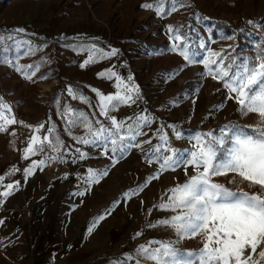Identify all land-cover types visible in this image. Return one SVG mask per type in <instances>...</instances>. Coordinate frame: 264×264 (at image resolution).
I'll return each instance as SVG.
<instances>
[{
    "label": "rangeland",
    "instance_id": "obj_1",
    "mask_svg": "<svg viewBox=\"0 0 264 264\" xmlns=\"http://www.w3.org/2000/svg\"><path fill=\"white\" fill-rule=\"evenodd\" d=\"M148 2L151 0H0V33L14 34L16 39L30 41L38 49L34 54L23 55L27 43L17 50L13 48L12 41H7L5 46L9 50L5 53L2 50L4 46H0V56L18 55L20 65H40L38 70L33 69L36 71L33 79L28 80L14 66L0 63V96L12 105L16 118L25 124L43 122L47 125L51 119L69 148V154L63 161L50 160L43 170L38 169L25 180L23 168L30 164L31 159L44 158L38 154L29 160L22 159V149L31 130L17 124L11 126L8 133H0V175H4L0 186L19 181V187L10 195L12 203L4 208L3 214L9 226L17 225L30 231L36 229L46 221L54 201L51 194L53 187L68 183L67 186L71 187L67 191L69 196L84 200L79 207L71 203L73 215L81 218L84 215L85 221H82L83 226H72V234L77 230L80 232L74 241L69 244H48L59 256H64L63 264H112L115 258L125 253L134 254L136 247L149 239L176 241L177 237L170 228L147 227L149 222L154 223L173 213L160 209H153L149 213L148 209L158 204L161 198L166 199L167 189L183 183L187 176L181 167L175 171H163L158 179L145 184L146 178L154 175L158 169V164L147 163L144 153L149 145L130 148L122 159L113 164L108 156L101 155V149L78 144L65 131V122L57 115V98L61 104L66 102L73 108L82 109L93 121L98 119L107 125L109 122L99 115L97 97L92 89H99L105 94L115 92L114 79L97 75L111 68L125 80L131 75L140 88V99L131 105H121L110 113L127 121V118L144 110H155L149 94L152 96L159 92L160 88L157 87L159 81L164 80L161 77L164 72L167 76L176 75L178 79L173 86L176 88L165 92L167 95L163 100L165 103L170 100L181 102L178 105L181 109L173 113V121L191 125L182 129L184 138L178 140L174 135L170 137L174 147H190L188 137L197 132L198 126H193L196 124L202 127L200 132H208L217 130L229 121L241 125H251L257 121L255 114L242 116L237 111L238 105L227 98V90L220 82L200 75L204 72L202 64H188L179 51L171 50L172 41L167 28L168 25L174 28L183 25L182 32L188 37L191 49L199 53L198 59L208 56L209 49L222 55L252 56L256 44L264 41V0H186L185 7L163 16L141 7ZM249 20L258 22L260 26L248 24ZM18 28H23L24 32L16 33ZM228 36L234 39H226ZM201 43L205 45L204 48L199 47ZM80 44H96L105 52L115 48L118 53L105 59L97 58V62L81 68L80 64L88 53L71 47ZM228 45H232L235 51L229 49ZM147 49L154 54L165 53L160 66H149L151 58L144 54ZM172 56L176 57V62ZM179 58L182 60L178 61ZM156 74L158 77H154ZM68 85L80 89L92 106L69 96L66 91ZM218 104H223V108L217 110L214 106ZM195 108L197 113L193 112ZM164 122L169 123L167 119ZM152 128L151 125L144 127V135L138 137L136 142L151 139L153 145L159 143L158 133ZM13 130L15 135L11 134ZM248 131L251 132V129ZM71 132L78 137L85 134V129L78 126L72 128ZM75 148H81L89 157L73 163ZM47 154L57 155L51 151ZM13 166L19 171L5 175ZM88 168H107L108 175L89 186L78 178L79 174L86 177ZM66 173H72V179H66ZM188 174H192L191 168ZM214 179L231 189L242 187L247 191L257 190L241 183L238 177L235 183H228L233 179V174ZM138 185L144 186L136 195L130 194L127 198L123 195L130 189H137ZM79 192H84V195H78ZM81 206L86 208L84 214L80 212ZM101 215L105 218L89 233V227ZM137 232L141 235L136 236ZM177 246L198 249L202 243L197 237L179 241ZM15 247L14 252L18 250L17 245ZM127 264H134V261L130 260ZM141 264L152 262L142 260Z\"/></svg>",
    "mask_w": 264,
    "mask_h": 264
},
{
    "label": "snow or ice",
    "instance_id": "obj_2",
    "mask_svg": "<svg viewBox=\"0 0 264 264\" xmlns=\"http://www.w3.org/2000/svg\"><path fill=\"white\" fill-rule=\"evenodd\" d=\"M186 6V0H151L141 7L154 10L157 16L170 15ZM207 19V17H204ZM250 25L259 27L256 21H247ZM183 25L174 28L168 25L169 39L172 41L171 50L179 51V54L188 64H202L204 72L200 75L210 76L220 82L227 90V98L234 100L238 105L237 111L242 116L255 114L257 121L251 125H241L229 121L218 127L217 130L208 132L197 131L188 137L189 148L174 147L169 134L158 130L159 143L153 145L151 139L136 142L138 137L144 135L142 129L151 124L153 117L150 114L140 113L133 117L118 119L110 113L121 105L134 104L141 98L139 86L133 77L128 75L126 80L113 69H105L97 75L108 80H115V92L105 94L99 89L93 88L96 94L99 115L109 123L106 125L100 120L93 121L82 109H76L67 104H61L57 98V115L65 122V131L78 144L94 146L101 149V155L108 156L113 164L122 159L126 152L132 148H141L143 144L149 145L144 153L147 163L158 164L154 175L147 177L145 184L158 179L163 171H175L183 168L187 179L183 183H177L166 191V199L161 198L158 204L148 209L170 211L172 215L149 222L148 228L164 226L170 228L175 236L173 240L149 239L139 244L134 254L125 253L122 257L115 258L112 264H141L142 260L152 264H264V41L256 44L255 54L248 55H222L221 52L209 49V55L198 59L199 53L192 50L188 37L182 32ZM16 33L24 32L23 28L15 30ZM226 39L232 40L233 36ZM7 41H12L13 48L19 50L27 43L28 47L23 55L34 54L38 49L31 42H22L15 38L14 34L0 33V46L6 53L9 49ZM88 53L87 58L80 64L81 68L97 62V58L105 59L115 56L118 49L112 48L105 52L96 44L71 46ZM199 47L204 48L201 43ZM229 49L235 51L232 45ZM19 56H0V63L14 66L25 79L32 80L40 65H20ZM43 78V77H42ZM66 91L73 99H79L82 103L92 106L91 101L80 89L66 86ZM223 104L215 105L219 110ZM130 121V122H128ZM23 125L31 130V135L26 138L25 147L22 149V159L41 155L44 158L31 159L30 164L23 168L25 180L32 176L38 169L43 170L50 160L63 161L69 154V148L65 145L57 131L56 125L49 119L48 124L41 122L36 125L25 124L18 120L13 112L11 104L0 96V133H8L13 125ZM83 127L85 134L73 136L71 129ZM173 129L176 139H182V131L174 125H167ZM251 129V132L248 131ZM43 130V134H41ZM15 135V131L11 132ZM49 151L57 155H48ZM89 154L81 148H75L72 162L85 160ZM192 174H188V169ZM19 171L12 167L5 175ZM233 174L232 184L236 178L241 183H246L249 188L256 191H247L242 187L231 189L225 184L217 182L214 178ZM67 175V174H65ZM108 175L107 168L97 170L88 168L87 176H81L87 185L98 183L101 178ZM4 175H0V182ZM144 185H138L137 189H130L123 193L127 198L136 195ZM19 187V181L7 183L4 191L0 192V198H6ZM84 195V192L77 193ZM0 199V204H3ZM105 217L96 218L89 227L91 233L96 224ZM3 221L0 220V224ZM136 236L141 233L137 232ZM201 239L202 247L198 249H182L177 246L179 241L185 239Z\"/></svg>",
    "mask_w": 264,
    "mask_h": 264
},
{
    "label": "crops",
    "instance_id": "obj_3",
    "mask_svg": "<svg viewBox=\"0 0 264 264\" xmlns=\"http://www.w3.org/2000/svg\"><path fill=\"white\" fill-rule=\"evenodd\" d=\"M169 53H171V51ZM144 54H148V56L151 58V64H148L151 68L156 65L160 66L162 64L161 61L165 56V53L154 54L149 49L144 50ZM172 57L175 60L176 57ZM180 60H182V58L178 59V61ZM156 76L158 77V74L154 75V77ZM159 76H161V74ZM151 77L152 76L149 78ZM161 77L164 78V80L159 81V87H157V89L160 88L159 92L152 96L149 94V97L153 99L152 104L155 110H150L151 112L144 110L143 113L156 117V119H152L150 124L153 126L152 130L155 129L154 132L156 134L163 126V130L169 134L170 138L172 135H174V132L173 129L167 128V125H174L176 129L180 131H182L185 126L191 125L189 123L180 124L179 122H174L175 117L173 113L177 111V109H181L178 106L181 104L180 101L170 100L166 103L163 101L167 95L165 92H168V90L174 86L176 81H178L176 75L167 76L163 72ZM170 96L174 97L173 94H170ZM193 112L197 113L198 111L195 108ZM180 114H182V112H180ZM165 119H167L169 123L166 124V122H164ZM193 126H198L197 131L199 132L202 130V127H199L198 124ZM152 132L153 131H151V133ZM158 135L159 133L157 136ZM66 174V179H72L70 176L72 173ZM79 175L80 176L78 178L81 180V176H83V174ZM67 185L68 183H61V186L53 187L51 194L54 196V201L50 205V210L46 215V221L31 231L25 228H19L17 225L12 227L6 224V220L4 218L5 215L3 214L5 210L4 208L12 203V198L10 196L6 198H0L4 201L3 204H0V220L3 221V223L0 224V264H63L64 256H59L55 250L48 247V244H69L70 242L74 241L76 237L79 236L80 232L77 230L74 234H72V226H80L83 223L82 221H85L84 215L82 218L80 216L75 217V214L73 215L74 212H72L73 209L71 206V203L73 202L75 206L78 205L79 207V205L83 204L84 200L81 197H78L77 199L71 198L67 192L71 187ZM2 191H4V186H0V192ZM20 193L23 194L24 192H19V194ZM80 209H82L80 212L84 214L86 208L81 206ZM16 245L18 250L14 252Z\"/></svg>",
    "mask_w": 264,
    "mask_h": 264
}]
</instances>
